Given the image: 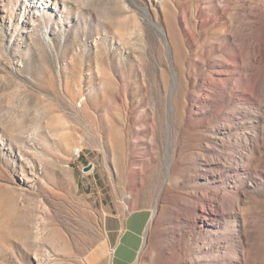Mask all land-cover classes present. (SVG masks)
<instances>
[{
    "label": "rangeland",
    "instance_id": "1",
    "mask_svg": "<svg viewBox=\"0 0 264 264\" xmlns=\"http://www.w3.org/2000/svg\"><path fill=\"white\" fill-rule=\"evenodd\" d=\"M141 210L133 264H264V0H0V264Z\"/></svg>",
    "mask_w": 264,
    "mask_h": 264
},
{
    "label": "crops",
    "instance_id": "2",
    "mask_svg": "<svg viewBox=\"0 0 264 264\" xmlns=\"http://www.w3.org/2000/svg\"><path fill=\"white\" fill-rule=\"evenodd\" d=\"M149 222L147 210L134 211L126 216L112 215L105 221L109 254L95 258L92 264H133L141 250Z\"/></svg>",
    "mask_w": 264,
    "mask_h": 264
},
{
    "label": "water",
    "instance_id": "3",
    "mask_svg": "<svg viewBox=\"0 0 264 264\" xmlns=\"http://www.w3.org/2000/svg\"><path fill=\"white\" fill-rule=\"evenodd\" d=\"M93 169V165H88L87 167L84 168V172H89Z\"/></svg>",
    "mask_w": 264,
    "mask_h": 264
}]
</instances>
